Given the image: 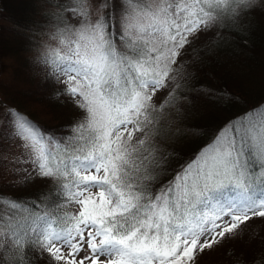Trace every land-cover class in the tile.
<instances>
[{
	"label": "snow or ice",
	"instance_id": "6c2138e0",
	"mask_svg": "<svg viewBox=\"0 0 264 264\" xmlns=\"http://www.w3.org/2000/svg\"><path fill=\"white\" fill-rule=\"evenodd\" d=\"M37 62L79 110L47 131L0 99V138L19 140V186L51 181L36 199L0 193V264H197L229 242L260 240L264 264V105L228 121L166 182L171 155L157 125L180 112L191 73L178 58L200 34L243 32L264 0H70ZM70 14V15H68ZM63 48V51H61ZM163 92V96H159ZM227 95V94H225ZM25 165L30 166L25 167ZM19 166V167H17Z\"/></svg>",
	"mask_w": 264,
	"mask_h": 264
},
{
	"label": "trees",
	"instance_id": "16d2710c",
	"mask_svg": "<svg viewBox=\"0 0 264 264\" xmlns=\"http://www.w3.org/2000/svg\"><path fill=\"white\" fill-rule=\"evenodd\" d=\"M44 1L46 7L40 8L34 0H0V76L11 68L14 74L10 89L0 79V99L40 128L66 133L80 113L65 98L54 96L62 85L49 80L48 68L37 62L42 53L37 38L51 39L57 21L47 14L62 13L58 5L69 4L70 0ZM100 2L94 0V9ZM247 25L243 32H225L219 46L212 40L214 33L209 32L201 33L199 39L182 50L178 62L186 65L191 80L183 89L179 114L169 111L157 125L163 128L159 134L161 147L172 157L169 171L160 183L193 160L228 121L264 105V8L253 11ZM20 175V183H1L0 193L17 199H36L37 193L48 190L51 184L47 179H35L19 186L24 174ZM249 227L264 237V220L254 219ZM259 245V239L243 244L229 242L206 250L198 256L197 264H233L235 257L228 255L229 248L236 256L243 254L244 259L251 261L261 251Z\"/></svg>",
	"mask_w": 264,
	"mask_h": 264
},
{
	"label": "rangeland",
	"instance_id": "374dc122",
	"mask_svg": "<svg viewBox=\"0 0 264 264\" xmlns=\"http://www.w3.org/2000/svg\"><path fill=\"white\" fill-rule=\"evenodd\" d=\"M34 1H37V4L39 5L40 8H41V5L46 7L44 0H34ZM56 1L66 2L67 0H56ZM92 2L94 6V0H92ZM49 9H52V7H49ZM37 45H38V49L41 52L46 51V49L49 47L50 48L61 47L58 44V42L53 39L43 38L41 40L39 37L37 38ZM61 51H63V48H61ZM13 78H14V74H13L12 68L10 69V71L7 69L6 72L0 76L2 85L7 86L8 89H10L9 84L14 83ZM21 84L22 83H20L19 85ZM24 85L29 86L30 83H24ZM159 95H161V93ZM70 109H73V107H70ZM19 145H20L19 140H7V139L0 138V184L9 183V182H13V183L21 182L19 179L21 176L20 173H16L12 170L13 165L11 163L12 157L18 156L21 152ZM29 169H30V166H29Z\"/></svg>",
	"mask_w": 264,
	"mask_h": 264
}]
</instances>
